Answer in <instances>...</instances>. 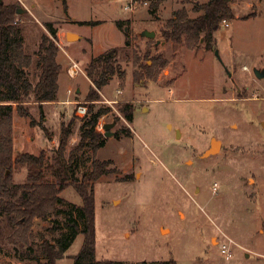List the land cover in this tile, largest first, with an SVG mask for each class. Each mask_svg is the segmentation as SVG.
Here are the masks:
<instances>
[{"label":"rangeland","instance_id":"1","mask_svg":"<svg viewBox=\"0 0 264 264\" xmlns=\"http://www.w3.org/2000/svg\"><path fill=\"white\" fill-rule=\"evenodd\" d=\"M66 1L67 7L64 0H4L23 9L17 14L25 50L33 57L27 69L30 80L36 83L41 72L37 61L47 22L57 28L62 66L56 101L43 105L41 113L30 99L29 118L14 112L15 153L39 155L45 150L47 163H56L62 122L86 102L89 62L117 48L124 76L116 74L103 86L100 100L90 101L94 110L108 108L97 127L104 135L103 125L116 122L111 128L115 135L97 152V158L111 159V167L117 168L95 183L97 259L124 264H159L171 258L177 264H264V78L254 72L264 68V0L232 2L235 17L216 32L213 49L204 44L189 48L185 37L173 41L162 35L177 9L186 7L191 17L199 14L190 0H163L154 12L155 0H139L135 10L125 9L131 0ZM97 20L101 23H80ZM145 29L156 31V37L142 36ZM68 32L81 38L67 40ZM147 50L169 60L157 80L135 78L136 72L142 73L136 57L152 63L145 59ZM70 56L84 69L75 78L66 70ZM124 104L132 106L131 122L121 112ZM81 123L76 118L65 161L80 140ZM122 128L132 134L117 135ZM213 138L221 141V150L204 156ZM71 164L81 179L91 169L90 148L75 155ZM28 170L26 164L14 165L9 174L21 184ZM44 179L58 180L49 170ZM61 196L68 202L62 204L65 209L82 204L72 185ZM65 220V214L36 218L30 241L23 246L11 241L16 227L0 214V264L46 261L43 244L67 231L64 225L55 228V222ZM83 243L80 233L56 264H75L73 256ZM224 243L230 257L222 253Z\"/></svg>","mask_w":264,"mask_h":264},{"label":"trees","instance_id":"2","mask_svg":"<svg viewBox=\"0 0 264 264\" xmlns=\"http://www.w3.org/2000/svg\"><path fill=\"white\" fill-rule=\"evenodd\" d=\"M161 1L163 0H155L152 3V12L156 11ZM198 1L190 0L194 2L192 10L199 12L194 17L189 15L186 7L174 11L173 16L162 29V35L166 40L181 41L185 37V43L189 48H196L200 44H204L207 49L215 48V34L221 28L223 20H231L235 17L231 3L236 0H208L202 3ZM63 3L64 7H67V1L64 0ZM17 10L15 5L0 0V214L6 215L9 224L16 227L10 239L25 246L32 236L36 218L47 220L53 215L58 217L65 214V222L63 224L55 222V228L64 225L67 231L62 232L53 243L46 241L43 244L42 255L47 260L40 264H56L57 259L64 257L80 233L84 234V243L79 253L73 256L75 264H124L121 261L99 260L96 257L95 183L103 175L117 172V168L111 167L114 164L113 160L97 158L98 150L107 143V137L97 127L108 108L100 107L94 110V105L90 104V101L100 100L103 86L107 85L116 74L124 76L125 72L117 60L118 49L112 48L89 62L85 71L91 80V86L86 102L78 104L72 119L67 123L62 122L56 163H47L45 150L39 155L29 152L15 153L14 112L17 111L22 117H31L32 114L26 104L33 98L42 113L45 102L57 99L59 75L62 69L57 59L60 50L57 28L52 22H47L45 26L48 34L42 35L37 61L41 72L36 83L30 80L27 69L32 66L33 57L25 50V39ZM80 23L96 25L101 22L97 20L80 21ZM117 25L122 26L121 20ZM145 59L151 60L152 63L142 62L139 57L135 59V63L142 69V73H135V78L138 80L142 77L157 80L169 63L162 54H151L149 50L145 54ZM121 112L127 121H132L131 105H122ZM76 118L82 120L80 140L71 150L68 161H65V152L74 132ZM42 128L46 130L45 127ZM130 131V128H122L117 135L127 133L130 136L132 134ZM86 148H90L92 153L91 169L78 179L71 161ZM22 164L29 167L28 175L24 183L17 184L9 171L12 172L14 165ZM48 170L58 178L57 181L44 179ZM70 185L80 195L82 204L65 209L62 204L68 202L61 194ZM139 264L148 263L144 261ZM159 264H177V262L171 258Z\"/></svg>","mask_w":264,"mask_h":264},{"label":"water","instance_id":"3","mask_svg":"<svg viewBox=\"0 0 264 264\" xmlns=\"http://www.w3.org/2000/svg\"><path fill=\"white\" fill-rule=\"evenodd\" d=\"M17 12L22 13L23 9L18 8ZM141 35L144 37L153 39L156 37V31L145 29L141 32ZM72 38H81V35L74 33V32H68L67 33V40H71ZM157 43H159V41H157ZM217 54H218V51H217ZM254 72L258 78H264V68L263 69H261V68L255 69ZM115 125H116V122L106 123L103 125L106 137H112L115 135V132L111 130V128H113ZM221 147H222L221 141L213 138L210 147L204 152V156L214 155L217 151L221 150Z\"/></svg>","mask_w":264,"mask_h":264},{"label":"built area","instance_id":"4","mask_svg":"<svg viewBox=\"0 0 264 264\" xmlns=\"http://www.w3.org/2000/svg\"><path fill=\"white\" fill-rule=\"evenodd\" d=\"M138 4H139V0H131V3L128 6H126L125 9L135 10L137 8ZM229 24H230L229 21L225 19V20H223L221 25L226 27V26H229ZM69 59H70V64L68 65V67L66 69L69 77L75 78L79 74L84 73V69L79 64L78 61H76L72 57H69ZM244 68L247 69L248 67L245 66ZM119 92H122V91L119 90ZM216 186H217V184H215V188H216ZM221 250H222L223 255H225L226 257H230L232 255L230 253L229 245L227 243L222 244Z\"/></svg>","mask_w":264,"mask_h":264},{"label":"crops","instance_id":"5","mask_svg":"<svg viewBox=\"0 0 264 264\" xmlns=\"http://www.w3.org/2000/svg\"><path fill=\"white\" fill-rule=\"evenodd\" d=\"M233 8V7H232ZM234 11V10H233ZM220 30V29H219ZM219 30L217 31V32H219ZM220 38L221 39H223V38H226V37H222V34H221V36H220ZM217 40H218V37H217ZM71 57V56H70ZM56 101V100H55ZM52 102H54V101H52ZM48 103H50V102H45L44 103V106H46ZM16 134V133H15Z\"/></svg>","mask_w":264,"mask_h":264}]
</instances>
